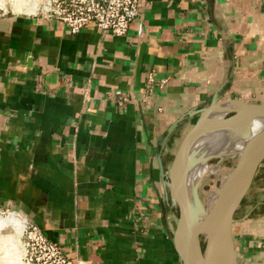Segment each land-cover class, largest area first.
Listing matches in <instances>:
<instances>
[{
  "label": "crops",
  "instance_id": "0c3cea01",
  "mask_svg": "<svg viewBox=\"0 0 264 264\" xmlns=\"http://www.w3.org/2000/svg\"><path fill=\"white\" fill-rule=\"evenodd\" d=\"M140 1L125 36L0 16V205L84 264H183L178 139L214 100L264 104V0ZM233 239L238 264H264V162Z\"/></svg>",
  "mask_w": 264,
  "mask_h": 264
},
{
  "label": "water",
  "instance_id": "95a60500",
  "mask_svg": "<svg viewBox=\"0 0 264 264\" xmlns=\"http://www.w3.org/2000/svg\"><path fill=\"white\" fill-rule=\"evenodd\" d=\"M220 113L223 115H218ZM198 114L199 118L177 149L169 171L164 173L170 195L179 209L176 249L183 264H238L233 239L235 215L264 162V126L251 135L211 208H205L199 201L197 187H194L193 196L197 202L194 204L185 179L198 161L209 162L217 158L215 155L204 158L197 155L193 147L199 138L212 131L235 128L264 117V104L239 99L214 100ZM168 139L169 136L163 141V150Z\"/></svg>",
  "mask_w": 264,
  "mask_h": 264
},
{
  "label": "built area",
  "instance_id": "2783aa9c",
  "mask_svg": "<svg viewBox=\"0 0 264 264\" xmlns=\"http://www.w3.org/2000/svg\"><path fill=\"white\" fill-rule=\"evenodd\" d=\"M41 16L44 22H53L67 28L72 34L80 33L86 26L95 25L102 35L125 36L133 22L141 16L140 0H52ZM2 16V15H0ZM147 97L155 92V78L148 76ZM168 79L159 86L165 87ZM120 104L131 100L130 94L117 92ZM27 237L34 243L30 250V261L35 264H84L68 256L61 245L49 239L34 223L27 221Z\"/></svg>",
  "mask_w": 264,
  "mask_h": 264
},
{
  "label": "rangeland",
  "instance_id": "374dc122",
  "mask_svg": "<svg viewBox=\"0 0 264 264\" xmlns=\"http://www.w3.org/2000/svg\"><path fill=\"white\" fill-rule=\"evenodd\" d=\"M51 1L52 0H0V3H3V5H0V15H20L29 17L41 16V13L46 10ZM16 5L19 7L18 10L15 9ZM32 6L35 7V10L32 12L24 11L25 7ZM184 137L182 136L181 139H178L172 158L174 157L177 149L179 148L178 146H180ZM238 158L239 155H235L225 159H220L217 157L210 160L209 164L222 169L221 173H217L215 169H210L204 173H200L198 171L193 174L191 181L192 185L189 187V190L192 193L193 202L195 205L197 202L196 197L193 196L194 187H197L199 201L205 208L209 209L215 204V198L219 197V193H216L213 188H221L223 186L228 178L226 174H224V171H226L227 168L233 169L238 162ZM224 178L225 180H223ZM11 213H17L19 215L21 214L22 216L24 215L22 211L15 207L6 206L3 204L0 205V218L4 219ZM26 225L27 223L23 228H20L15 226L13 223H4L2 220H0V264H35L34 262L30 261L29 257L30 250L32 249L31 247L34 243H32L27 237ZM203 243H205L204 240Z\"/></svg>",
  "mask_w": 264,
  "mask_h": 264
},
{
  "label": "bare ground",
  "instance_id": "6f19581e",
  "mask_svg": "<svg viewBox=\"0 0 264 264\" xmlns=\"http://www.w3.org/2000/svg\"><path fill=\"white\" fill-rule=\"evenodd\" d=\"M0 5H3V3H0ZM15 9L16 10L19 9L18 5L15 6ZM33 10H35L34 6L25 7L24 11L32 12ZM218 115H223V114L220 113ZM263 126H264V117H261V118L255 119L254 121L250 123L240 124L238 127H235V128H228L225 130L212 131V132L207 133L206 135H203L201 138H199L197 142L195 143L193 149L197 152V155H200L203 158L207 156L215 155L220 159H225L230 156L239 155L243 151V149L245 148L249 140L251 139V135L259 131ZM210 169H215L217 173L222 172V169L216 166H211L209 162H206L205 159L198 161L191 168V170L189 171L185 179L187 181L188 190L190 189L189 187H191L192 185L191 181H192L193 174H195L198 171L200 173H204ZM232 172H233L232 169L227 168V170L224 171V174H226V176L229 177L230 173L232 174ZM223 180H225V178ZM220 189L221 188H216V187L213 188V190H215L216 193H219ZM189 195L192 198V193L190 192V190H189ZM216 200L217 198H215L214 202H216ZM0 220H2L4 223H13L15 226L20 227V228L21 227L23 228L28 221L25 215L22 216L21 214L19 215L17 213H11L10 215H8V217L4 219L0 218ZM15 230H18V229H15ZM188 255L189 257H191L189 253Z\"/></svg>",
  "mask_w": 264,
  "mask_h": 264
}]
</instances>
